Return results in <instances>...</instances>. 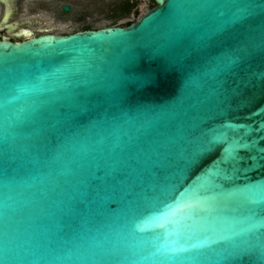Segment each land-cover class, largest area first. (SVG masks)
Instances as JSON below:
<instances>
[{"label": "water", "instance_id": "95a60500", "mask_svg": "<svg viewBox=\"0 0 264 264\" xmlns=\"http://www.w3.org/2000/svg\"><path fill=\"white\" fill-rule=\"evenodd\" d=\"M155 3L0 40V264H264V0Z\"/></svg>", "mask_w": 264, "mask_h": 264}, {"label": "flooded vegetation", "instance_id": "af4514ba", "mask_svg": "<svg viewBox=\"0 0 264 264\" xmlns=\"http://www.w3.org/2000/svg\"><path fill=\"white\" fill-rule=\"evenodd\" d=\"M154 7L155 0H0V40L21 43L31 37L53 35L49 33L48 24L72 25L87 18L77 19L75 15L118 14L122 17L138 15L142 9L147 13Z\"/></svg>", "mask_w": 264, "mask_h": 264}, {"label": "rangeland", "instance_id": "374dc122", "mask_svg": "<svg viewBox=\"0 0 264 264\" xmlns=\"http://www.w3.org/2000/svg\"><path fill=\"white\" fill-rule=\"evenodd\" d=\"M144 11V9H142ZM141 12L138 15L130 14L129 16L118 17V14H88V15H75L77 19H83L75 24H48L50 27V34L53 35H67L83 30L85 27H90V30L101 29L105 27H121L126 22L138 21L145 12Z\"/></svg>", "mask_w": 264, "mask_h": 264}, {"label": "trees", "instance_id": "16d2710c", "mask_svg": "<svg viewBox=\"0 0 264 264\" xmlns=\"http://www.w3.org/2000/svg\"><path fill=\"white\" fill-rule=\"evenodd\" d=\"M122 16H129L128 14L127 15H122ZM121 17V16H120ZM132 23H134V22H126V23H124L121 27H127V26H129L130 24H132Z\"/></svg>", "mask_w": 264, "mask_h": 264}]
</instances>
